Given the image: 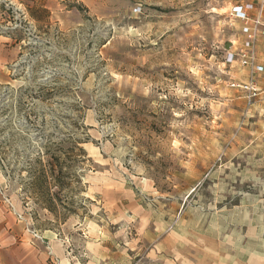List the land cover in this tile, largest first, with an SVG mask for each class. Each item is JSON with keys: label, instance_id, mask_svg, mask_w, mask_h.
<instances>
[{"label": "rangeland", "instance_id": "374dc122", "mask_svg": "<svg viewBox=\"0 0 264 264\" xmlns=\"http://www.w3.org/2000/svg\"><path fill=\"white\" fill-rule=\"evenodd\" d=\"M247 3L0 0V38L20 45L0 84L1 233L13 205L82 263L102 238L110 264H149L146 238L166 230L158 264H264V95L243 88L250 22L234 12ZM116 185L132 206L104 205Z\"/></svg>", "mask_w": 264, "mask_h": 264}, {"label": "crops", "instance_id": "0c3cea01", "mask_svg": "<svg viewBox=\"0 0 264 264\" xmlns=\"http://www.w3.org/2000/svg\"><path fill=\"white\" fill-rule=\"evenodd\" d=\"M249 1L253 2V0ZM18 44L16 41L13 44L11 38H6V40L0 38V84L8 81V64L16 60L20 46ZM260 55L261 50L258 45L257 62L263 64L264 57H260ZM101 195L104 199V205H117L118 207L123 201L132 206L136 196L133 190L121 188L117 185L114 188L112 187V190H102ZM12 214L15 215L17 220L16 227L12 228L11 231H7L6 235H3L1 232L8 225V222L5 223V214L0 212V264H110L108 259L109 246L102 238L100 241L96 240L95 243L86 239L83 241V248L87 250L84 258L85 263H82L77 258L68 257L66 246L58 238V234L54 228H36L34 224L33 229L38 230L42 236V239H36L32 233L33 229L30 228V222L27 221V217H18L20 212L16 207ZM144 220L145 222H149L148 218L142 217L140 223L144 222ZM17 235H19V238L16 237ZM146 239L148 248L144 249V254L153 259L149 264H158L159 259L163 255L161 251L163 246L171 240L170 235L167 234L166 230L152 231ZM90 245L93 248L90 249ZM159 251L160 253H158Z\"/></svg>", "mask_w": 264, "mask_h": 264}, {"label": "built area", "instance_id": "2783aa9c", "mask_svg": "<svg viewBox=\"0 0 264 264\" xmlns=\"http://www.w3.org/2000/svg\"><path fill=\"white\" fill-rule=\"evenodd\" d=\"M235 16L240 17L246 23L250 22V28L247 27L246 31L249 34L250 41L248 42V47L245 50H242L239 55H237L238 60L241 64L250 67L251 75L250 81L243 86V88L248 93V99L256 100V98L260 97L261 94L264 95V90H262L258 84L257 79L255 78V74L258 71L263 70V66L257 62V49L255 47V41L259 37L261 28L264 27V0H258L257 2L249 1V4L246 5H238L235 8ZM235 58V54H229L227 60L233 62ZM12 209L14 211L15 207L12 205ZM23 214H18V217H22ZM32 233L36 239H42L41 234L38 230H32ZM64 244V243H63ZM71 246V244H70ZM70 248V247H69ZM68 255L72 254L67 251ZM76 258V256H73Z\"/></svg>", "mask_w": 264, "mask_h": 264}, {"label": "trees", "instance_id": "16d2710c", "mask_svg": "<svg viewBox=\"0 0 264 264\" xmlns=\"http://www.w3.org/2000/svg\"><path fill=\"white\" fill-rule=\"evenodd\" d=\"M55 172H56V171H55L54 169H51L52 176H54V177L58 176ZM61 172H62V171H61ZM45 175H46V174H45V172H44V176H43V177L47 178V176H45ZM46 208H47L49 211L54 212V208H52V206L48 205Z\"/></svg>", "mask_w": 264, "mask_h": 264}]
</instances>
